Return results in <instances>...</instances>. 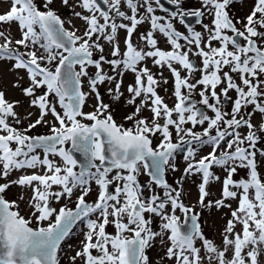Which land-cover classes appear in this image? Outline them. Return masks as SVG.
<instances>
[{"label":"snow or ice","instance_id":"6c2138e0","mask_svg":"<svg viewBox=\"0 0 264 264\" xmlns=\"http://www.w3.org/2000/svg\"><path fill=\"white\" fill-rule=\"evenodd\" d=\"M7 2L0 264H264V0Z\"/></svg>","mask_w":264,"mask_h":264},{"label":"rangeland","instance_id":"374dc122","mask_svg":"<svg viewBox=\"0 0 264 264\" xmlns=\"http://www.w3.org/2000/svg\"><path fill=\"white\" fill-rule=\"evenodd\" d=\"M8 3H6L5 5H2V2H0V12H3V11H6L8 9ZM57 7H59V5H57ZM13 34L14 35H17L18 37V33H16V29H15V26H13ZM105 70H107V67L105 68ZM90 71H93V70H90ZM156 71V70H154ZM164 75L165 77H167L169 79V84L168 85H161L160 89H159V93L161 96H164L165 97V102L168 103L170 106L174 103V98L171 97V77L169 75V73L167 72V70L164 71ZM10 79V77L6 78L5 80V83L7 84V80ZM132 79L131 77V74H128L126 77H125V83H128L130 82ZM164 87H170L169 90L167 92H165L164 90ZM85 89H86V85H85ZM101 91L103 92V89H101ZM15 93L12 92L11 90H9L8 92V96L9 98H14L15 97ZM198 98V97H196ZM105 102H107V97H105ZM94 103L93 100H89V102L87 103L86 107H85V111H90L91 110V106L92 104ZM124 110L121 109L117 112V115H116V119L119 121L120 120V117H121V114ZM260 119L259 116H256L254 117V122L258 121ZM48 129L46 127L44 128H38L36 130L37 133L39 134H43V133H47ZM178 163L181 165V168L183 166V162L182 161H179L178 160ZM179 173H169V176H168V179H169V182H171L173 180L174 177L178 176ZM142 178L144 180H148V177L146 175H141ZM186 188V195H185V198H184V202L186 204H194L195 203V199H196V188L194 185H186L185 186ZM19 191V189H16V188H13L10 192H9V197L10 199L12 198H15L14 197V193H17ZM219 196V191H218V188L214 187L212 189V196L210 198H215V197H218ZM89 199H91V197H89ZM63 204V201L60 203V204H55L54 203V206L59 208L60 206H62ZM69 207H72L74 206L73 203H69L68 205ZM199 211V209H197ZM226 211V210H225ZM21 213L23 215H27V213L24 211V206L21 205ZM177 215H180L179 212H177ZM181 219H183V217H181ZM201 223H202V226L204 228V231H205V234L209 237H212V236H216L217 239H218V229H220V227L223 225L224 223V220L222 219V214L221 213H217L215 211H211V212H208V211H205L201 217ZM153 227H155V223L153 225ZM111 231V229H109ZM69 244H73L75 245L76 243H78L77 239L76 238H73L71 240L68 241ZM65 248L67 249V246L65 245ZM159 252V247L157 246L156 248H153L150 252H149V255L153 258V259H156L157 258V253Z\"/></svg>","mask_w":264,"mask_h":264},{"label":"flooded vegetation","instance_id":"af4514ba","mask_svg":"<svg viewBox=\"0 0 264 264\" xmlns=\"http://www.w3.org/2000/svg\"><path fill=\"white\" fill-rule=\"evenodd\" d=\"M165 2H166V0H165ZM192 2L195 3V0H192ZM250 4H251V0H241V4L234 5L233 8L231 9V11L237 16H243L246 14L247 9L250 6ZM166 6H168V5L166 4ZM61 14L64 18H67V16H68V12H66L64 10H61ZM74 23H76V25L78 27L80 26V22L78 20L74 21ZM65 26L69 27L67 24ZM181 30H183V29H181ZM121 35H123V33H121ZM149 67H152L150 62H149ZM153 70H156V69H153ZM209 115H211V113H209ZM72 207H74V206H72Z\"/></svg>","mask_w":264,"mask_h":264}]
</instances>
